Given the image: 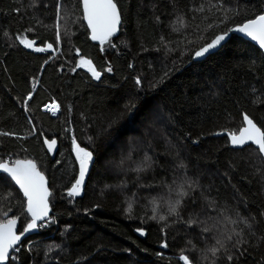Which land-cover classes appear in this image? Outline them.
Segmentation results:
<instances>
[{"label":"trees","instance_id":"obj_1","mask_svg":"<svg viewBox=\"0 0 264 264\" xmlns=\"http://www.w3.org/2000/svg\"><path fill=\"white\" fill-rule=\"evenodd\" d=\"M114 1L121 32L102 44L81 0H0V163H37L53 219L8 264H264V158L215 136L239 134L245 114L264 131V54L233 31L264 0ZM45 140L59 143L54 161ZM77 145L95 163L70 196ZM26 203L0 174V224L23 233Z\"/></svg>","mask_w":264,"mask_h":264},{"label":"snow or ice","instance_id":"obj_2","mask_svg":"<svg viewBox=\"0 0 264 264\" xmlns=\"http://www.w3.org/2000/svg\"><path fill=\"white\" fill-rule=\"evenodd\" d=\"M83 15L89 27L92 29V39H99L102 44L116 31V27L120 23V13L114 0H83ZM233 31L246 34L253 40L258 41L260 47L264 48V14L258 15L242 26L233 29ZM226 35L227 32L216 36L210 44L197 51L196 56L199 57L208 53L210 49L219 45L220 42L225 39ZM21 43L24 44L26 48H31L35 41L23 39ZM48 48H52V45L49 44ZM35 51L42 52L45 51V49L37 47ZM84 63L89 65V70L92 72L93 77L99 79L101 73L91 67L92 62L90 60H84L82 64ZM139 83L140 81L137 80V84ZM31 99L32 97L29 95L28 100ZM53 107L58 106L54 105ZM243 119L247 126L240 130L239 135L236 133H229L231 144L234 147H243L248 141H251L258 147L259 153L264 155V131H262L247 114L244 115ZM0 135H8V133H0ZM52 143H55V141ZM77 155L80 162V179L76 181V184L73 185L72 189L69 191L68 194L70 196L80 194L88 163L92 160L93 156L92 152L86 151L78 145ZM183 166V164H180V167ZM0 169H3L4 172L11 176L27 198V211L32 216L31 223L24 229V231L27 232L36 226L37 220L43 219L48 213L47 197L50 193L44 186V177L36 170V166L32 161H17L12 168H9L7 164H0ZM189 187H191V185H189ZM187 194L188 193L183 190L179 193L181 197ZM180 203V200L175 202V205L172 207L173 212H175V207ZM160 219L163 220L164 217L162 216ZM192 223H194V221H189V225ZM15 225V219L0 224V262L8 259V249L20 239V236L14 231ZM164 247H167V245H164ZM216 251V249H212L213 255H215ZM181 259L185 261V264H191L187 256H182ZM228 259L231 260V256H229Z\"/></svg>","mask_w":264,"mask_h":264},{"label":"water","instance_id":"obj_3","mask_svg":"<svg viewBox=\"0 0 264 264\" xmlns=\"http://www.w3.org/2000/svg\"><path fill=\"white\" fill-rule=\"evenodd\" d=\"M114 3H116V2L114 1ZM81 4H82V10H83V0H81ZM117 9H118V11L120 13V10H119V7L118 6H117ZM122 22H123L122 21V16H121V13H120V23L117 25L116 31L111 36H109L107 38V40H109L111 37H115V36L120 35L121 27H122ZM84 23L87 26V29H88V31L90 33V37L92 39V29L89 27L88 22H87L86 19H84ZM238 34L244 40H246V41L252 43L253 45H255L264 54V48H261L260 47L258 41L253 40L251 37L247 36L246 34H244L242 32H238ZM93 41L97 42V41H100V40L97 39V40H93ZM46 51L47 52H54L53 49H49V48L46 49ZM246 126L247 125L244 122V127H246ZM237 135H239V134H237ZM215 136L216 137H227L229 139V133H219V134H216ZM53 141H55V143H52ZM229 143H230V147L232 149H234V150H242V149H244L245 147H248V146H253L254 148H256L258 150V147L255 144H253L251 141H248L243 147H238V146L237 147H234L231 144L230 139H229ZM45 149H46L47 153L49 154V156L52 158V160L53 161L56 160L57 154L59 152V143H58V141L57 140L45 141ZM262 156L264 158V155H262ZM27 161H32L35 164V166H36V170L44 177V180H45V185L44 186L48 189V191L50 193V195L47 197L48 213H47V215L43 219H39V220L36 221V226L33 229H31V230H29L27 232L24 231L21 234L19 233V228H20L19 220L15 219L16 220V225H15L14 231H15V233L18 236H20V239L11 248L8 249V259L5 260V261L0 262V264H8V262L10 260V257L12 255L13 250L15 248H18L25 239H27V238H29L31 236L36 235L38 233L39 229H40V226L43 225L50 218V216H51V207H50V202H49V199H50V196H51V190H50V186H49V181H48L47 177L40 171V169L38 168V165H37L36 162H34L33 160H27ZM94 163H95V158L92 157V160L89 161V163H88V168H87V171H86L85 176H84L83 184L81 185V190L87 185V182H88L89 176L91 174V171H92V168H93ZM0 164H7V163H0ZM15 164H13V165L7 164V165H8L9 168H12V167L15 166ZM0 174H3L5 176H7L9 179H11L13 181V183L15 184V186L18 188V190L21 192V194L24 196L23 191L20 189L19 185L16 184V182L11 178V176L8 173L4 172L3 169H0ZM79 179H80V171H79ZM81 194H82V191H80V194L79 195H81ZM24 198L27 200V198L25 196H24ZM26 212H27V214L29 215V217H30V219L32 221V216L27 211V203H26ZM137 234H139V236H141V237L144 236V233H142V232H138Z\"/></svg>","mask_w":264,"mask_h":264},{"label":"built area","instance_id":"obj_4","mask_svg":"<svg viewBox=\"0 0 264 264\" xmlns=\"http://www.w3.org/2000/svg\"><path fill=\"white\" fill-rule=\"evenodd\" d=\"M54 105H56V104H52V106H54ZM48 106H51V105H48ZM56 106H58V105H56ZM46 108H47V106L44 108V110H45L48 114H50L52 117H55V116L58 114V112H59V106L56 107V110H54V111H53V110H46ZM5 163L10 164V165H13V164H15L16 162H15V160H14L13 157H11V156H7V157H5ZM52 222H53V219H52V218H49V219L44 223V225H47V224L52 223ZM13 252H14V254H16V253L19 252V251L17 250V248H15V249L13 250ZM13 252H12V255H11L10 259H11V258H14V256H13Z\"/></svg>","mask_w":264,"mask_h":264},{"label":"rangeland","instance_id":"obj_5","mask_svg":"<svg viewBox=\"0 0 264 264\" xmlns=\"http://www.w3.org/2000/svg\"><path fill=\"white\" fill-rule=\"evenodd\" d=\"M85 59H82V60H80V62H79V67L81 68V69H83V70H85V71H87L92 77H93V75H92V72L89 70V65L88 64H86V63H84V64H82V61H84ZM91 67H93L94 68V66L91 64ZM94 78V77H93ZM96 79V78H95ZM52 106V105H51ZM44 110V109H43ZM55 110V109H54ZM45 111V110H44ZM46 112V111H45ZM47 113V112H46Z\"/></svg>","mask_w":264,"mask_h":264},{"label":"bare ground","instance_id":"obj_6","mask_svg":"<svg viewBox=\"0 0 264 264\" xmlns=\"http://www.w3.org/2000/svg\"><path fill=\"white\" fill-rule=\"evenodd\" d=\"M44 49H45V52H47L46 49H48V48H44ZM49 49H53V48H49ZM53 51H54V52H47V53H52V54H53V53H55V50L53 49ZM56 105H57V104H56ZM54 109L56 110V107L51 106V107H49L47 110H53V111H54ZM58 114H59V112H58ZM58 114H57V115H58ZM57 115H56V116H57ZM56 116H55V117H56ZM45 141H51V140H45Z\"/></svg>","mask_w":264,"mask_h":264}]
</instances>
